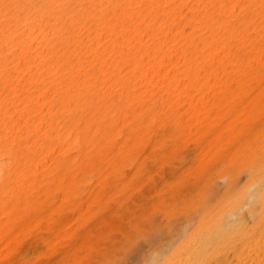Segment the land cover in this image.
I'll return each instance as SVG.
<instances>
[{
  "label": "bare ground",
  "instance_id": "1",
  "mask_svg": "<svg viewBox=\"0 0 264 264\" xmlns=\"http://www.w3.org/2000/svg\"><path fill=\"white\" fill-rule=\"evenodd\" d=\"M171 133L199 136L195 149L214 136L208 148L229 152L236 138L241 159L251 151V187H238L237 205L231 200L214 211L210 201L199 216L189 211L193 223L184 235L182 222L173 231L179 236L158 225L136 258L138 239L125 234L120 264H264V0H0V255L23 224L64 228L82 245L91 230L81 227L79 214L97 206L98 213L116 214L127 206L99 201L106 188L92 186L94 171L118 157L100 150L112 141L143 146L153 136L160 145ZM174 142L170 153L146 159L154 165L151 181L160 176L158 190L170 193L195 153ZM209 175L194 177L192 187L216 184ZM233 188H226L230 198ZM66 214L77 218L66 225Z\"/></svg>",
  "mask_w": 264,
  "mask_h": 264
},
{
  "label": "rangeland",
  "instance_id": "2",
  "mask_svg": "<svg viewBox=\"0 0 264 264\" xmlns=\"http://www.w3.org/2000/svg\"><path fill=\"white\" fill-rule=\"evenodd\" d=\"M167 135L163 138V140L161 139L160 145H155V143L157 142V137L153 136L152 138H147L146 139L147 142L143 146H135L134 140H130L128 143L124 141L123 142L112 141V146L110 147L108 146V148H104L103 150H100V153L105 156L113 157V156L118 155V157H117V161H113V160L105 161L103 163L98 164L99 166L95 169L94 174L91 179L92 186L99 184L101 188H103V186L106 188V190L102 192L101 195L99 196V201L101 200L102 202L101 204L105 205L106 207H110V208H120L122 206L127 205L125 206L127 209L124 207L125 210H123L120 213H116V214L114 213L103 214V212L101 213L97 212L99 208V206H97V209L95 210L96 212L94 211L93 214L89 212H83L79 214L80 217L78 216V218H82L81 223H80L81 227L84 228L86 226L85 228H88L91 230L88 233V235L85 238H83L84 240H83L82 245L77 241V239L74 240L71 237V235H68L65 232H63L64 228L63 229L61 228L62 231H60L61 229H55V228L51 229L48 226H47V230L45 227L43 228V226H39L35 228L33 227V228L28 229V226L26 227V225L23 224L13 229L11 233L12 241L2 246L1 255H0L1 256L0 264H115V263L120 264V262L124 261V257L126 255L120 258V256L125 254V252H124V249H122L123 254L121 255L120 253L121 243L119 240H121V238H123L125 234L126 236L135 235L133 236V237H137L135 238V241L136 239H138L136 243L137 244L136 248H134V252H133V256L135 255V258H136V252L139 255L138 253L139 250L141 251V249L144 250L145 248L144 251H141L142 253H145V251L147 250V247H149L148 237L150 236V234L152 235V232H153V235L155 234V232L158 229L157 228L158 225L159 226L161 225L163 227L164 226L167 227L169 225L167 227L168 230L174 229L172 230V232L177 231L176 233H179L178 230H180L176 227L178 226L180 227L181 225H184L187 228L185 229L184 226H181V230H180L181 234H179V235H184L186 234V232L189 231L188 228L191 229V226H192V224L188 225L187 223L189 222V219H188L189 217H186V215H188L189 211L192 210L191 212L194 211L193 214L195 213L196 216H199L203 212V210H205L208 207L207 203L210 201H211L210 204L212 203L211 206L213 205V203L214 205L217 204L213 208L214 211L220 208L229 207L228 205L231 206L232 202H234L233 205H237L236 203L239 204V202H237V199L235 200L236 202L233 200L235 199L237 193H239L241 190L243 191L244 189H246L247 186L251 187V185H245V183L249 179L248 177L252 175L253 173V170H252L253 168H252V163H251L252 160H250V158L247 157L249 156L251 152L250 150L248 151L249 154L245 155V153L247 152V149L246 150L242 149L244 152L245 158L241 159L242 157L241 154L243 153H241L242 151H240L241 150L240 148L237 149V146L235 145L237 141L236 142H234L235 140L233 141V139H236V138L231 139L234 143L230 141V143L228 144L230 145L228 148H235L232 150L233 152V155H232V152L231 151H230L231 153L229 152L230 149L229 150L227 149L226 151V149L223 148L221 149V151H219L216 148H213V149L208 148L214 144V141H213L214 136H209L205 139H201L203 140L201 142L202 148L200 149L197 147L198 149H195L196 146L194 145L197 139L199 138V136H196V135L186 136L185 134L173 135L172 133L167 134ZM226 136L223 139L224 142L228 140ZM174 141H179V145L180 146L183 145L182 147L184 149L185 148L191 149L190 147L193 146V148L195 149V153L193 154L191 152H190L191 154L189 153L191 156L189 155L188 157L189 159L187 163H185L184 168L180 172L181 174L177 175L175 179L171 180L172 183L178 186L177 191L171 192L173 193V197H172L171 196L172 194L169 191H166L168 188L163 189V190H158L157 188L158 187L157 184L159 182H156V181H161L163 179L162 177H164L165 175L164 173L161 174V176L163 175L161 177L162 178L161 180H159L160 176H157V178H155L156 180L154 179L151 181L152 178L149 177V174L151 176V171L154 165L150 166V163L152 161L150 162L149 160H146V159H149L148 156L150 154H153V152L154 153H159V152L170 153L173 150V148L176 147ZM122 143H126V145L122 146ZM184 144H186L185 145L186 147L184 146ZM193 148L191 149L192 152L194 151ZM184 149H181V150L184 152L185 151ZM224 150L226 152H224ZM222 155L223 156L225 155L226 158L223 157L225 160L223 159V161L221 162ZM218 157H220V159ZM212 158L214 159V161ZM145 160L146 162L143 163V161ZM208 160H210V163H208ZM249 161H250V165H249ZM115 162L118 164L117 166L114 164ZM233 162L235 163V165H233L234 164ZM176 163H177V160H176ZM228 163L229 165H227ZM148 164L150 167H148ZM247 164L249 165V167ZM230 165L233 168L230 167ZM203 167L207 168V170L204 169ZM119 168H121L122 171L120 173H117L118 172L117 169ZM227 168H229V170ZM250 168L252 171L250 170ZM203 169L206 171H204ZM166 171L165 173H167ZM202 171H204L203 174L207 173V175H204L203 177L208 178V175L210 174L211 177L214 178V182H216V184L214 185L219 186V188L218 187L215 188L214 185H210V186L211 187L214 186L213 189L214 188L217 189V191L215 190L217 194L215 193L211 194L213 190L211 187L209 188L207 187L208 188L207 190H206V187H203V189L201 187L203 191L205 190L204 192L201 191V189L200 191L199 189H197L198 191L195 190L197 187H192L193 185L197 186L196 183L199 182L197 179L194 180V177L196 178L199 176L200 177V178L198 177L199 180L203 179V177L200 176L202 175ZM228 171H232V172H228ZM227 172L230 175H226L228 174ZM249 172H251V174ZM233 175H234V178L236 179L232 178ZM225 176H227V179ZM148 177L149 179L151 178L149 182H148L149 180ZM228 177H230L232 180ZM233 180H234V187L236 188L235 191H234V188L232 187L233 185H231L233 184L232 182ZM229 181L232 183L230 184ZM249 182H251V176L247 184H249ZM155 184H156V187H155ZM200 185L201 183L198 186ZM228 185H230V187L233 188V190L231 189L232 197H233V194L235 195L233 198H230L231 195H229L228 193L229 195L228 196L226 193V191L228 192L230 190V188L229 190L226 189ZM238 187H239V190H238ZM249 187L246 190L249 191ZM182 188H184V190ZM179 189H182L181 193H179L180 192ZM246 190L244 191L246 192ZM206 192H209L211 195H209V193L207 194ZM221 192L223 196L225 195L223 193H226V195L224 197L220 196L221 194L219 193ZM199 193H202V194L205 193L209 196L205 194L204 195L200 194L199 196L198 195ZM197 195L199 198L197 197ZM212 195L214 197H211ZM215 195H219L218 196L219 198H217ZM227 196L230 198V199L226 198L227 202L230 200L229 201L230 204L228 203L227 205H225L223 204V201L225 200L224 203H227L225 199V197ZM207 197H209L208 198L209 200L207 199ZM215 197L218 199V203H215V201L217 202ZM204 198H206L208 201L207 202L204 201L206 200ZM108 199H111L112 202L106 203L105 201H107ZM219 199L221 200L223 199V200L221 201ZM231 200L233 201L231 202ZM210 204L208 203V205ZM243 204L241 207H244L247 203L244 202ZM54 207L52 209H48L45 211V213L42 216V219L44 222L46 221L47 223L48 221L47 214L49 212H52L55 209ZM95 208L96 207H93V209ZM245 209H248V206L246 208L244 207L242 211L245 212L246 211ZM255 210H258V209H255ZM198 213L199 215H197ZM54 214L55 216H58L57 213H54ZM68 215L69 214H66L65 216L66 225L68 223H71L73 220L77 218V215H70V216ZM147 216L148 217L150 216V218H148ZM147 219L151 221V223L148 222L149 223L148 224ZM152 219H154L155 222L156 220H159V222H157L155 226H152L153 225L152 222H154L152 221ZM168 219L169 221H166ZM246 219L247 221H249V222L246 221L247 224H250L251 220L248 217H245V220ZM177 222H179V224L181 222L182 223L184 222V223L183 224L181 223V225H178ZM93 223H96L97 226L92 230L93 227L89 228V226H92V225L94 226ZM165 223H167V225ZM189 223H193V222L190 221ZM150 224L152 227L150 226ZM170 224L171 225L176 224V225L174 226L172 225L171 227ZM155 228L156 230L154 231ZM167 228H165L164 230L168 231ZM163 231L161 232V234L163 235L164 233V235L166 236L167 234L166 231L164 232ZM147 232L149 234H146L147 235L146 236L145 233ZM172 232H171L172 235H176V233L173 232L174 233L173 234ZM39 233L43 236L42 237L39 236L40 235ZM141 233L144 234L145 236L142 235ZM179 235H176V236H179ZM35 236H37L39 240L38 238L36 239ZM44 237L45 239L43 241ZM33 238L38 240V242L35 241ZM25 241H28V242L30 241L31 244L33 245H31L30 242L27 244V242ZM105 242H107L108 244ZM78 244L81 246H79ZM114 244L116 247L113 246ZM108 245H111V246H108ZM109 247L111 248L107 249ZM103 250L106 251V253ZM111 250L113 252H111ZM118 258H119V261H117ZM122 259L123 261H121Z\"/></svg>",
  "mask_w": 264,
  "mask_h": 264
}]
</instances>
